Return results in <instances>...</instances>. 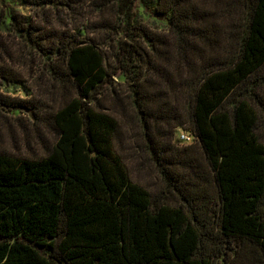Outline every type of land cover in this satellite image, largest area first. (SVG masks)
<instances>
[{
    "label": "trees",
    "instance_id": "trees-1",
    "mask_svg": "<svg viewBox=\"0 0 264 264\" xmlns=\"http://www.w3.org/2000/svg\"><path fill=\"white\" fill-rule=\"evenodd\" d=\"M89 1L119 15L103 24L116 40L109 58L82 33L47 28L61 10L79 15L75 0H0V120L11 129L10 117L29 118L44 148L0 149V264H264V0ZM27 4L40 19L17 10ZM115 78L166 182L161 194L134 181L118 153ZM36 85L48 100L33 96ZM181 101L173 128L188 125L206 168L174 161L152 136L163 117L154 108Z\"/></svg>",
    "mask_w": 264,
    "mask_h": 264
},
{
    "label": "rangeland",
    "instance_id": "rangeland-1",
    "mask_svg": "<svg viewBox=\"0 0 264 264\" xmlns=\"http://www.w3.org/2000/svg\"><path fill=\"white\" fill-rule=\"evenodd\" d=\"M75 3H77L78 8L76 10L80 13L79 15L61 10V18L58 19L54 17L56 21H53L51 25L47 26V28L58 31L60 35L70 37L82 33L84 39L86 36L87 38L99 42L108 58L111 57L115 48L116 40L115 38L109 40V31L105 29V25L103 26V24L116 25L119 21L118 13L109 6L104 12L95 11L96 8L89 0H75ZM17 10L24 14L32 15L35 19H40V15L38 16L36 13L38 12L36 7L30 6L29 4L25 6L17 5ZM141 19L142 24L152 30L154 34L159 35L164 39H169L171 37L167 30V26H165L164 23L150 18L147 13H142ZM79 24L87 25L86 30H78ZM170 74L171 75L169 76L172 78L175 77L174 74ZM115 79L118 83H121L120 96L122 98V107L124 109L119 111L121 131L116 140L118 153L125 162L131 178L134 181L151 191L153 194H161L167 189L166 182L153 162L151 155L147 151L142 123L139 115L130 104V98L127 96L125 80L123 78ZM44 88H54L62 91L61 86H54L52 82L48 80L45 82ZM3 90L11 93V91H8L7 89ZM31 92L33 96L35 94H37L38 97L41 95L48 100V95H46L47 90L43 91L42 88H39L37 85L31 86ZM259 92L264 96V88H261ZM16 94L23 95L21 91H18ZM105 102L108 104L112 103L109 99H107V101L105 100ZM184 102L185 101H181L177 107L172 105V102L164 107L156 106L154 108V114L163 117L159 118V124L156 122V118H153L151 133L157 146L166 148L169 158L174 161L185 158L186 160H191L190 163H197L199 166L206 168L205 158L197 141L193 140L187 143L182 142L179 139V134L182 130L191 132L188 125L173 128L172 124L175 120L172 117L185 114ZM167 117H171L170 121H172V123H167L169 120ZM17 118L19 117H10L13 122L11 129H6L7 125H4L5 122L1 121L3 118H0V149L29 157H35L42 154L44 148L40 142L38 133L29 118L23 115L21 116L23 119L18 120ZM41 132L45 138H52L47 131L41 130ZM261 133L264 138V132L261 131ZM185 165L186 163L179 164V167L177 166L178 170L184 172V169H186Z\"/></svg>",
    "mask_w": 264,
    "mask_h": 264
},
{
    "label": "built area",
    "instance_id": "built-area-1",
    "mask_svg": "<svg viewBox=\"0 0 264 264\" xmlns=\"http://www.w3.org/2000/svg\"><path fill=\"white\" fill-rule=\"evenodd\" d=\"M179 139L182 142H191L194 140V135L191 132L188 131H181L179 134Z\"/></svg>",
    "mask_w": 264,
    "mask_h": 264
}]
</instances>
